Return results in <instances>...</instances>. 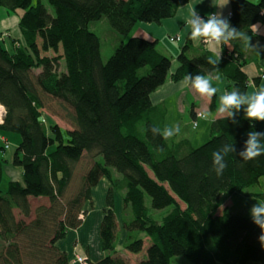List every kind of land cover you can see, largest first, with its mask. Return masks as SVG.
Masks as SVG:
<instances>
[{
    "label": "trees",
    "instance_id": "16d2710c",
    "mask_svg": "<svg viewBox=\"0 0 264 264\" xmlns=\"http://www.w3.org/2000/svg\"><path fill=\"white\" fill-rule=\"evenodd\" d=\"M45 1L49 8L43 0H0V8L19 15V36H0V106L5 110L0 132L19 135L12 165L22 170L21 182L9 181L5 191L0 189V264H68L57 242L81 225L101 179L110 183L99 225L103 256L87 257V264H130L117 249L121 232V247L130 254L140 253L147 239L137 264H186L177 258L187 264H264L260 229L248 214L250 203L264 201V155L243 161L230 152L220 176L212 166L213 152L226 143L242 151L247 133L264 132V122L248 121L243 111L236 114V125L225 116L213 120L208 140L197 147L181 134L165 140L150 131L153 125L163 129L164 115L152 112L150 96L168 77L177 83L187 73L218 74L229 91L257 85L259 78L250 80L243 71L249 48L232 41L231 50L216 59L204 51L190 56L185 44L170 72L171 58L157 50L156 41L133 36L121 40L103 62L91 23L104 18L127 38L140 23L158 25L171 18L185 0ZM229 1L231 25L253 36L252 44L263 40L250 34V25L264 23V0ZM60 50L56 57L41 55ZM45 101L67 111L70 129L44 123ZM215 109L214 96L209 110ZM190 114L192 128L204 120L193 109ZM5 150L1 145L0 185ZM84 154L91 163L69 196L74 168ZM254 187L261 191L249 192ZM113 191L121 196L118 213ZM223 196L232 202L240 198L246 214L221 208ZM32 200L47 204L32 213ZM167 207L172 209L157 219L155 213Z\"/></svg>",
    "mask_w": 264,
    "mask_h": 264
},
{
    "label": "crops",
    "instance_id": "0c3cea01",
    "mask_svg": "<svg viewBox=\"0 0 264 264\" xmlns=\"http://www.w3.org/2000/svg\"><path fill=\"white\" fill-rule=\"evenodd\" d=\"M252 2H258L259 0H249ZM220 0H185L184 3L180 4L176 11L174 12L173 16L169 19L163 20L160 24H147V23H140L135 26L134 30L132 31V35L136 37H141L150 41H156L157 46L162 45L161 50H158L164 56H168L171 58V70L172 72L175 67L177 66L176 57L179 54L181 47L185 44H189L190 50L188 54L193 56L199 52H208L216 59H220L217 53H224L229 52L231 50V46L228 45H221L216 48L214 51L210 50L205 44L202 42H194L189 38V29L184 23V17L188 14V7H195L196 11L200 14L201 17L207 18V15L221 11L217 6L219 5ZM183 8V11L181 9ZM223 15L228 17L229 14L231 15V4H229L222 9ZM264 26V23H260ZM262 34L258 35L262 37L263 40L259 41L262 46H264V27L261 29ZM251 35H254L250 31ZM178 36L180 38L179 42L170 41L171 37ZM168 40V41H167ZM167 41V43H166ZM256 43V42H255ZM254 43V44H255ZM247 63L243 67V71L246 73L250 80L254 78H259L258 84L254 85L252 82L247 88L246 92H252L255 90L256 87L264 86V52H261L260 55H257L255 52L250 51L248 49L246 53ZM212 76H218V74H213ZM220 77V76H219ZM213 86L218 87L220 91H218L217 95L215 96L216 102V109L215 111L209 110V105L211 99L200 97L197 94L193 93L190 89L181 88L179 87V82L174 83L172 82L169 77L167 78L166 82L155 92H153L150 96L151 103L153 105L152 112L155 113L156 116L163 117V128L167 126L166 117L168 115V111L170 109L169 100L171 101L175 98V106H177L178 112L181 115L180 117L183 118L185 115L187 107L190 106V124L183 123L182 119L176 125H179L180 129L183 126H190L191 130H196L192 128V116L190 114L191 109L194 112L202 111L204 114H207V119L201 120L206 121L208 125V132H209V125L211 121L217 120L219 118L224 117V115L219 114L217 112L218 107V97L224 90L228 89L229 83L220 77V79L213 80ZM157 113V114H156ZM200 122V121H199ZM199 126V125H198ZM198 128V127H197ZM181 131V130H180ZM180 134V133H179ZM193 144V138H189ZM9 142V148L4 152V159L6 163L4 165V169H7V172L11 175V181L21 182L22 181V170L12 165V155L16 147V140L13 142L15 145L11 152H6L10 150L11 143L10 140L7 139ZM3 145V144H2ZM6 167V168H5ZM110 188V183L106 179H101L100 182L92 189L91 193V202L85 205L86 214L82 219L81 225L76 230H70L65 239L57 242V246L67 254L68 256V264H77L74 263L73 259L71 258L73 254V243L77 241V248L76 250L87 256L92 260H97L103 256V253L100 251L99 248V225L103 217V210L106 207L105 199L107 192ZM113 199H114V206L118 212L122 209V201L120 193L113 191ZM121 240L119 241L122 245L124 233H120Z\"/></svg>",
    "mask_w": 264,
    "mask_h": 264
},
{
    "label": "clouds",
    "instance_id": "9594fccd",
    "mask_svg": "<svg viewBox=\"0 0 264 264\" xmlns=\"http://www.w3.org/2000/svg\"><path fill=\"white\" fill-rule=\"evenodd\" d=\"M229 4V0H220L217 6L221 11H217L203 18L196 11L195 7H188V14L184 17V23L189 29V38L194 42H202L210 50H215L221 45H228L232 41L243 42L250 51L260 55L264 52L262 46L257 40L255 44L251 41L253 36L243 30L233 27L230 23V14L228 17L223 15L222 9ZM183 11V8L181 9ZM262 26L259 22L250 25V31L258 36L261 35ZM222 58V53H217ZM210 63H218V61H210ZM219 80V76L211 74L202 75L200 73L192 75L185 74L179 81V87L190 89L193 93L200 97L211 99L216 96L218 87L213 86V80ZM219 103L217 112L224 115L227 119L236 125L238 121L235 119L237 113L243 111L244 118L248 121L264 122V86L256 87L252 92H241L239 88L224 90L218 97ZM202 118L207 119V114H202ZM153 136H161L163 139H171L180 133L179 125L165 126L161 129L159 126L153 125L150 129ZM162 151V149H158ZM235 153L241 160L249 161L264 155V132L249 131L247 133V141L244 149L237 153L234 143H226L221 149L213 152L212 166L217 176L223 174L226 167L225 156L229 153ZM250 217L252 222L260 229L258 242L261 249L264 250V201H256L250 208Z\"/></svg>",
    "mask_w": 264,
    "mask_h": 264
},
{
    "label": "rangeland",
    "instance_id": "374dc122",
    "mask_svg": "<svg viewBox=\"0 0 264 264\" xmlns=\"http://www.w3.org/2000/svg\"><path fill=\"white\" fill-rule=\"evenodd\" d=\"M43 4L47 6V3L45 0H43ZM17 13L21 14V11H19ZM18 22H19V15L18 14L9 13V12L5 11L4 9L0 8V36L1 37L7 38L8 36H11L14 39L17 38L19 36L18 28H17ZM89 28L91 31H94L100 38L101 56H102L103 62H105L112 55L114 48L121 43V40L126 42L128 40V38L133 37V35H130L127 38H125V37L123 38L120 35L116 34L110 28V26L108 25L107 21L104 18L101 19L100 21L91 23L89 25ZM167 41H166V43H167ZM176 42H178V41H176ZM38 43L40 44V41H38ZM5 46L8 49L10 48V44H9L8 40L5 41ZM161 46L162 45L157 46V50H161V48H162ZM61 54H62L61 50L59 51L58 54H54L51 51H49L47 53H41L42 56L47 55L49 57H56V55L59 56ZM59 68L61 70H63V62L60 63ZM169 106H170V109H169L168 115L166 117L167 126L176 125L177 123H179L181 121V119H182L183 123L190 124V121H191L190 115H189L190 106L187 107L185 115L183 116V118L180 117L181 115L178 112L177 106H175V98H173L171 101L169 100ZM197 112L204 114L202 111H197ZM42 119L47 126H49L50 124H53V123H57L59 125V127H61L63 130H68L71 128L70 122L68 120L67 111L58 107L57 103L54 101H45L44 107L42 109ZM193 128L196 130H191L190 126H183L180 129L181 130L180 134H181V136H185L187 138H193V146L197 147V146H200L201 144H203L204 142H206L209 138V132L207 129L208 128L207 120L206 121H200L199 126H196ZM0 134H2V136H6L7 138H9L10 142H12L11 143L12 147L10 148V150L6 151V152H11L13 147L15 146L13 144V142L16 140V142L18 143V141H19V135L15 134V133H3V132H0ZM5 140L6 139H4L3 137L0 138V146L2 144H8L9 145V142H7ZM90 163H91V158L88 155L84 154L83 157L81 158L80 162L78 164H76V166L74 168V175L72 178V182L68 188L69 196L76 192V190L80 184V178ZM9 181H11V175L7 172V169L3 168V178L1 181V185H0V189L2 191L6 190L7 183ZM260 185L262 186V190H264L263 180H260ZM260 191H261L260 187H254V188L250 189L249 192H260ZM234 200L235 201H233V202H234L235 207H233V202L230 198H226L223 196L222 197L223 203H222L221 208L230 207V208H233V210H235V208H236L237 212H239L241 214H246V212L248 211L246 209L249 208V210H250V208L253 206V204L250 203L251 205L247 208L245 206H242L244 204V202L240 198L234 199ZM46 204L47 203L45 200H32L31 201L32 213L37 206L46 205ZM181 206H182V204H181ZM171 209H172V207H167L161 211H157L155 213L156 218L161 219ZM16 214H17V212H16ZM17 216H18L17 219H20V216L18 214H17ZM32 217H33V215H32ZM117 220H119V215H117ZM120 241H122V240L120 239ZM143 241H144L143 249L138 254L128 253L127 251L122 249L121 243L119 242L117 244V249L119 251L120 256L125 258L130 264H137L144 257V255H145L144 252H145V249L148 245L146 238H143ZM76 242L77 241H74V243H73V254L71 255L72 256L71 258L73 259L74 263H77L75 261L76 256L84 257L83 254L78 252L79 250L78 251L76 250V248H77ZM85 257H87V256H85ZM177 260L182 261V262L184 261V263L187 264V262L184 259L177 258Z\"/></svg>",
    "mask_w": 264,
    "mask_h": 264
},
{
    "label": "built area",
    "instance_id": "2783aa9c",
    "mask_svg": "<svg viewBox=\"0 0 264 264\" xmlns=\"http://www.w3.org/2000/svg\"><path fill=\"white\" fill-rule=\"evenodd\" d=\"M170 41H180V38L178 37V36H176V37H171L170 38ZM4 114H5V110H4V108L2 107V106H0V123H1V121H2V118H3V116H4ZM197 117H200V118H202V113H198L197 114ZM197 126V123H194V127H196ZM4 147L6 148V149H8V147H9V145L8 144H4ZM75 261L78 263V264H87V257H81V256H76V259H75Z\"/></svg>",
    "mask_w": 264,
    "mask_h": 264
}]
</instances>
